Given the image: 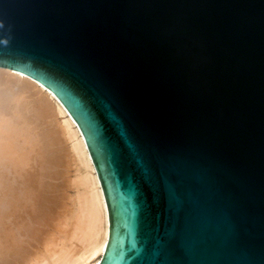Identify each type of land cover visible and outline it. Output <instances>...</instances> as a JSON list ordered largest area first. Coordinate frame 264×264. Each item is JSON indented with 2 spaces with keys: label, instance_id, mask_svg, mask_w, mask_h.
Segmentation results:
<instances>
[{
  "label": "water",
  "instance_id": "water-1",
  "mask_svg": "<svg viewBox=\"0 0 264 264\" xmlns=\"http://www.w3.org/2000/svg\"><path fill=\"white\" fill-rule=\"evenodd\" d=\"M0 65L79 126L97 264H264V0H0Z\"/></svg>",
  "mask_w": 264,
  "mask_h": 264
},
{
  "label": "bare ground",
  "instance_id": "bare-ground-1",
  "mask_svg": "<svg viewBox=\"0 0 264 264\" xmlns=\"http://www.w3.org/2000/svg\"><path fill=\"white\" fill-rule=\"evenodd\" d=\"M13 81L19 83V85L22 87H17L19 85H16ZM28 83L31 84V86L33 85V87H37L38 90L44 92L45 94H42L48 97L47 100L50 101V105L52 106L53 104L52 109L54 108L56 113L62 117V121L59 124H61L63 127L62 129L64 132L62 133H64L67 137H65V139L69 142L70 149L72 150L73 154L71 155L75 160V162H73L77 167L76 175L74 178H70V181H68V178L66 179V177L63 178L65 174L59 170V168H61L62 161H59L61 164H56L58 166L60 165L59 167L56 166L55 163L52 164L53 166H56V168L58 167V169L52 167L50 169L55 170L51 171L48 168V165L50 166L48 161L50 160V163H52V153L55 155V152L52 149V153L50 151H46L47 149L50 150L48 146L51 147L50 143H52V146L54 144V146L56 145V147H60L58 145L61 143H53V136L49 138L51 142L47 143V140L49 139L46 136H43L47 130L46 126H44V133H42L43 130L40 133L41 128H43L41 125H44L42 124V118L47 115L46 113L49 109L45 105L37 106L34 103L35 101L29 98L30 96L27 92L29 88L26 90L24 86ZM43 104H45V102H43ZM57 131L58 129L55 132ZM49 132L54 134V130H50L48 133ZM58 140L60 141V139H57V141ZM46 143L47 145L50 144L47 146V148ZM49 152L51 153V156H49ZM58 152L60 153V151ZM58 156L60 157L61 155ZM58 156H54L55 160L59 159ZM50 157L51 159H49ZM48 169L53 174L59 170L61 177L65 179L64 182L67 181L66 183L63 182V185L67 184L65 188L66 190L68 189L67 191L64 189H57L58 192L63 191V194L59 192L62 194L60 201L59 197L55 195V192L57 193V191L54 189V187H56L54 186L55 183H52L54 176H52L53 174H51ZM59 172H56V174H59ZM58 177L61 179L60 176ZM58 177L56 180H58ZM69 189L74 190L75 196L73 193H71L72 196L70 195ZM50 193L52 195H50ZM53 194L58 198L60 204L58 202L57 203L60 205L59 208L61 209L57 207L59 206L57 203L56 207L59 209V211H64L65 214H63L66 215L65 219L63 218L64 216L61 219L62 215L58 214L59 211L57 212L56 210L55 211L57 214L53 213V215L50 216L49 212L54 211H48V207H53L54 202L57 200L55 198L56 200L54 201V199L50 197H54ZM23 213L27 216H22ZM32 216H34L35 219ZM24 217L25 221L23 222ZM58 218L59 220H62L60 223L59 220L57 221ZM35 221L36 223L38 221L39 226L43 225L44 227H47L50 225V223H53L50 226H52L51 230L53 229L54 231L52 232L50 229L48 230L47 228L46 230L44 227H42L44 231L40 233H44L45 235H43L45 237L42 236L43 240H41V234L38 235V230L37 232L35 231L37 234H32L33 231H31L32 226L38 225V223L35 224ZM29 223L34 224H32L28 230L32 233H29L27 231L28 228L25 227L30 225ZM55 224L58 225L56 226ZM0 225V235H5V237H1L2 240L0 239L2 242L0 243V251H4V253L0 254V256L3 255V257H5L4 254L8 248H11V250L14 252V248L18 247L16 248V256L15 253L13 256L16 258L17 254H19L18 256L24 258L23 261L22 258L19 259L18 257V260H20L18 262H23L21 264H97L104 251L109 228L108 208L103 189L79 126L65 108V105L52 90H50L36 78L21 70L1 65ZM18 225H21V229L24 227L22 230H24V233L26 232L25 234H32L30 235L31 238L32 236H35L36 238H40V241H42L41 243L38 240L40 245L38 248L36 247L37 249L35 251L33 249V251L28 250L29 245L28 247L24 246V249L22 246L23 243H19L21 238H18V236L21 235L22 231L19 229L20 227L17 231L14 228L16 227L17 229ZM53 225L56 229L53 228ZM39 226H36L35 228L39 229ZM36 229L33 227V230ZM39 230H41V228ZM17 232L20 233L18 236ZM30 237H27L28 240H26V238L23 240H26V242L30 241ZM17 238L20 240L17 241ZM5 247L6 249H4ZM11 250L7 251L6 253H12ZM12 254L9 253V255ZM9 257L11 258L12 256ZM9 257H5V259L8 260ZM3 259L4 258H2V260ZM7 262H9V260Z\"/></svg>",
  "mask_w": 264,
  "mask_h": 264
},
{
  "label": "rangeland",
  "instance_id": "rangeland-1",
  "mask_svg": "<svg viewBox=\"0 0 264 264\" xmlns=\"http://www.w3.org/2000/svg\"><path fill=\"white\" fill-rule=\"evenodd\" d=\"M4 77H5V76H4ZM11 78H13V77H11ZM13 79H14V78H13ZM13 82H14L16 85H17V84L19 85V83L15 82V81H13ZM21 85H22V84H21ZM24 86H25L26 90L29 88V89H28L29 91L27 90V92H28V94H29V96H30L29 98L32 99L33 101H35L34 103H35L37 106H38V105H39V106H41V105H45V106H47V108L49 109L48 112L46 113V114H47V115L45 116L46 118H45V117L42 118V119H43V120H42V121H43L42 124H44V125H41L43 128H41L40 133L42 132V130H43L42 133H44V130H45V129H44V126H46L47 128H46V127H45V128H46L47 130L45 131V135H43V136H46L48 139H49L51 136H53V137H54V139H53L54 142L52 141L53 143H55V144H56V143L58 144V142L61 143V144L58 145V146H60V147H56V145L54 146V144H53V146H54V147H53V146H52V143H50V144H51V147H52V148H51V147L48 146V145H50V144L47 145V143H49V142H51V141H50V139L47 140L46 148H47V146H48V148H50V150L47 149L46 151H50V152L52 153V150H53V151L55 152V153H54L55 155H53V153H52L53 158H52V159H51V157L49 158V159L52 160V163H50V162H51L50 160L48 161L49 164H50V166L48 165V168H49V169L52 168V167H53V168H54V167L56 168V166H58V165H56V164L59 163V161H62V165H61V168H59V170H60V172H61V171L64 172L65 175H64V176L62 175L63 178L66 177V179L68 178L67 180L70 181L72 178L75 177L77 167H76V164L74 163L75 160H74V158L72 157L73 154H72V150L70 149L69 142H68V140L65 139V137H66L65 134L62 133V132H64L63 129H62L63 127H62L61 124H59V123H61V121H62V117L56 113V111H55L54 108L52 109L53 104H52V106L50 105V101L47 100L48 97L44 95V94H45L44 92L38 90V88L35 87V86L33 87V85L31 86V84H29V83H28V84H25ZM28 86H29V87H28ZM17 87H22V86L19 85V86H17ZM36 88H37V89H36ZM40 92H41V93H40ZM34 93H35V94H34ZM42 93H44V94H42ZM39 94H40V95H39ZM46 97H47V98H46ZM48 101H49V102H48ZM43 102H45V104H43ZM48 103H49V104H48ZM55 115H56V116H55ZM47 116H48V117H47ZM60 119H61V120H60ZM49 120H50V121H49ZM55 124H56V125H55ZM58 125H59L60 127H59ZM41 126H40V127H41ZM57 129H58V131L55 132ZM50 130H54V134L51 133L52 131L48 133V131H50ZM59 130H60V131H59ZM47 133L49 134V136H48ZM50 133H51V135H50ZM55 133H56V134H55ZM40 135H41V134H40ZM56 135H57V136H56ZM63 135H64V136H63ZM55 136H56V137H55ZM55 138H56V140H55ZM66 138H67V137H66ZM57 139H60V141H59V140L57 141ZM55 141H56V142H55ZM63 141H64V142H63ZM56 148H58L59 150L56 149ZM51 149H52V150H51ZM57 150L60 151V153H59ZM50 152L48 153L49 156H51V155H50V154H51ZM56 152H57V153H56ZM64 152H65V153H64ZM61 153H62V154H61ZM71 154H72V155H71ZM56 155H57V156H58V155H61L60 157L58 156V157H59L58 160H57V159L55 160ZM54 156H55V157H54ZM68 156H69V157H68ZM58 157H57V158H58ZM67 158H68V159H67ZM71 158H72V159H71ZM60 159H62V160H60ZM53 160H55V161H53ZM57 161H58V162H57ZM73 161H74V162H73ZM54 163H55L56 166H53V165H52V164H54ZM59 164H61V163H59ZM51 165H52V166H51ZM72 165H73V166H72ZM59 166H60V165H59ZM59 166H58V167H59ZM58 167H57L56 169H58ZM73 167H74V168H73ZM49 169H48V170H49ZM50 170H51V169H50ZM50 170H49V172L54 171L55 169H52L51 171H50ZM59 170L56 171V172H59ZM67 171H68V172H67ZM56 172H55L54 174L51 172V174H53L52 176H54V177H53L54 179H52V180H53L52 183H53V184L55 183L56 185L54 184V186H56V187H57V186H59V187H64V186H65L64 188H59V187L56 188V187H54L55 191H57V193L55 192V195H56L57 197H59V201H60V197H61V195L63 194V193H62V192H63L62 190H63V189L66 190L65 188H66V185H67V184H64V185H63V182H64L65 179H63V178L61 177V173H60V172H59V174H56ZM65 172H66L67 174H66ZM71 172H72V173H71ZM69 173H70V174H69ZM62 174H63V173H62ZM68 174H69L70 177L68 176ZM58 176H60L61 179H59ZM57 177H58V180H56ZM70 178H71V179H70ZM62 179H63V180H62ZM69 179H70V180H69ZM54 180H55V181H54ZM60 180H61V181H60ZM56 181H57V182H56ZM66 182H67V181H65L64 183H66ZM61 184H62L63 186H62ZM57 189H59V190L62 189V190H61L62 192L59 191V192L62 193V194H60V193L58 192ZM67 190H68V189H67ZM67 190H66V191H67ZM72 190H73V189H72ZM72 190L69 189V193H70L71 196H72L71 193H73V195L75 196L74 190H73V191H72ZM51 192H52V191H51ZM58 193L60 194V196H59ZM57 194H58V195H57ZM50 195H52V194L50 193ZM53 195H54V194H53ZM55 195H54V197H53V196H50V197H52V198L54 199V201L57 199V200L54 202V205H55V206L53 205V207H51L52 209H51L50 207H48V209H49L48 211H50V210H51V211H54V212H49V213H50V216H52L53 213H56V211L58 212L59 209H61V208H59V207H60V205H59L60 202L58 201V198L55 197ZM55 198H56V199H55ZM57 202H58L59 204H58ZM56 203L59 205V206H57L59 209L56 207V205H57ZM51 206H52V205H51ZM55 208H56V209H55ZM55 210H56V211H55ZM61 211H62V210H61ZM61 211H59L58 214L62 215V216H61V219H62L63 216H64L63 218L65 219V216H66V215H64V214H65L64 211H63V212H61ZM60 212H61L62 214H61ZM63 213H64V214H63ZM56 214H57V213H56ZM25 215H26V214H25ZM25 215H24V213H23L22 216H25ZM60 215H59V216H60ZM26 216H27V215H26ZM26 216H25V217H26ZM54 216H55V215H54ZM56 216H57V215H56ZM59 216H58V217H59ZM25 217H24V219H23V222L25 221ZM32 217H34V216H32ZM32 217H31V218H32ZM27 218H28V217H27ZM59 218H60V217H59ZM59 218L57 219V221L59 220ZM34 219H35V217H34ZM37 219H38V218H37ZM37 219H36V220H37ZM64 219H63V220H64ZM28 220H29V218H28ZM30 220H31V219H30ZM26 221H27V219H26ZM38 221H39V220H38ZM38 221H37V223H38ZM57 221H56V222H57ZM60 221H62V220H59V223H60ZM30 222H33V221H30ZM27 223H28V222H27ZM37 223H36V221H35V224H37ZM57 223H58V222H57ZM29 224H30V223H29ZM32 224H33V223H31V224L28 225V226H25V225H24L25 227L28 228L27 231H28L29 228L32 226ZM40 224H41V223H40ZM52 224H53V223H52ZM52 224L50 223V225H52ZM33 225H34V224H33ZM50 225H49V226H50ZM55 225L57 226L58 224H55ZM0 226H1V225H0ZM20 226H21V225H18V226H17V229H16V227H14L15 230L17 231V230L21 229ZM36 226H39V223H38V225H36ZM36 226L34 225V226H32V228H31V229H32L31 231H33V233H32L31 231H30V232L28 231V232L34 234V233H36L37 230H38V231H39V232H38V235H40V234H41L40 232H43V231H44V229H42V227H44V226H43V225H40V226H39V229L41 228L42 231L39 230V229H36V228H35ZM49 226L44 227V228H45L46 230H47V228H48V230H49V229L51 230V227H52V226H50V227H49ZM19 227H20V228H19ZM22 227H23V226H22ZM33 227H34V229H36V230H33ZM18 228H19V229H18ZM37 228H38V227H37ZM53 228L56 229V228L54 227V225H53ZM22 229H24V227H23ZM22 229H21V231H22L23 234L21 233V235H19V234H20V233H18L19 231L17 232V236H18V235L20 236V237L18 236V238H21V241H20L19 243H23V245H22L23 247H24V246H27V247H28V245H29L28 250H32V249H33V250L35 251V250L38 248V246L40 245L39 243H40V242L42 243V241H40V238H36L35 236H32V238H31L30 235H32V234L29 235V233H27V234H28V236H27V234H25L26 232L24 233V230H22ZM21 231H20V232H21ZM25 231H26V228H25ZM35 231H36V232H35ZM51 231L53 232L54 230L52 229ZM51 231H49V232H51ZM45 233H46V232H45ZM15 234H16V233H15ZM36 234H37V233H36ZM36 234H35V235H36ZM43 234H44V233H43ZM43 234H41V238H42L41 240H43V237H45V236H44L45 234H44V235H43ZM1 235H2V234H1ZM1 235H0V239H1V237H3V236L5 237V235H3V236H1ZM15 236H16V235H15ZM17 236H16V237H17ZM22 236H23V237H22ZM24 236H26V237H24ZM36 236H37V235H36ZM42 236H43V237H42ZM27 237H30L31 239L29 238L30 241H27V242H26V240H28ZM33 237H34V238H33ZM39 237H40V236H39ZM18 238H17V241L20 240V239H18ZM25 238H26V240H23V239H25ZM4 239H5V238H4ZM1 240H2V239H1ZM22 240H23V241H22ZM38 240H39L40 242H39ZM34 241H35V242L37 241V242L35 243ZM29 242H30L32 245H31ZM0 243H2V242L0 241ZM26 243H27V244H26ZM25 244H26V245H25ZM35 245H37V246H35ZM32 246H33V248H32ZM34 246H35V248H34ZM8 247H10V246H8ZM8 247H7V248H8ZM27 247H26V248H27ZM36 247H37V248H36ZM16 248H18V247H16ZM16 248H14V252H13V250H11V248H10V249L8 248L9 250L7 249V251H10V250H11L13 254H12L11 252H8V254H7V253H6L7 251L5 250L6 252H5L4 256H5L6 258L9 257V256H12V257H11V258L9 257V259H8L9 262H7L8 260L5 259V257H3V255H1V256H0V259H1V260H0V264H2V263H3V264H4V263H5V264H7V263H8V264H21V263H23V262H18V261H20V260H18V257H19V259L22 258L21 256H18L19 254H17V257L15 258V256H16ZM20 248H21V247H20ZM4 249H6V247H5ZM24 249H25V247H24ZM28 250H27V251H28ZM33 250H32V251H33ZM0 252H1V251H0ZM2 253H4V251L1 252L0 254H2ZM9 253L12 254V255H9ZM14 253H15V256H13ZM6 254H7V255H6ZM8 255H9V256H8ZM1 257L4 258V259L2 260ZM23 259H24V258H22V260H23ZM22 260H21V261H22ZM23 261H24V260H23ZM6 262H7V263H6ZM16 262H18V263H16Z\"/></svg>",
  "mask_w": 264,
  "mask_h": 264
},
{
  "label": "clouds",
  "instance_id": "clouds-1",
  "mask_svg": "<svg viewBox=\"0 0 264 264\" xmlns=\"http://www.w3.org/2000/svg\"><path fill=\"white\" fill-rule=\"evenodd\" d=\"M4 28H5V21L0 19V30H2ZM0 42L6 43V41H0Z\"/></svg>",
  "mask_w": 264,
  "mask_h": 264
}]
</instances>
